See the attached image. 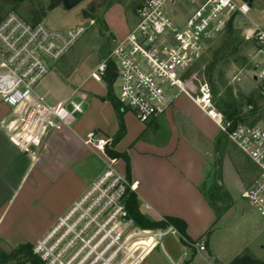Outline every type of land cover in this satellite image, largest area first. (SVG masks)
Instances as JSON below:
<instances>
[{
  "label": "built area",
  "instance_id": "1",
  "mask_svg": "<svg viewBox=\"0 0 264 264\" xmlns=\"http://www.w3.org/2000/svg\"><path fill=\"white\" fill-rule=\"evenodd\" d=\"M251 9L242 0H137L134 24L124 36L108 40L109 53L86 80L104 83L111 70L121 108L139 121L149 122L164 114L179 93L190 95L189 70L215 36L235 17L248 18ZM250 22L249 37L255 41V57H259L253 80L261 103L250 102L247 107L253 114L234 125L232 119L217 112L208 86L194 99L218 119L226 136L259 167L255 183L241 195L264 218V20ZM93 24L95 20L90 19L89 24L55 28L41 19L28 21L15 11L0 17V102L10 108L0 125L22 151L30 153L49 133L71 126L83 112L86 96L78 87L57 103L47 102L38 88ZM84 143L107 155L110 139L90 131ZM115 159L109 160L69 207L68 215L77 213L75 221L68 223L67 217H60L57 225L33 244L41 264H134L149 252L144 255V247L135 249L139 238L153 236L154 248L158 238L177 232L172 225L149 230L135 222L126 196L128 188L136 190V183L116 169ZM195 246L205 249L203 242Z\"/></svg>",
  "mask_w": 264,
  "mask_h": 264
},
{
  "label": "crops",
  "instance_id": "2",
  "mask_svg": "<svg viewBox=\"0 0 264 264\" xmlns=\"http://www.w3.org/2000/svg\"><path fill=\"white\" fill-rule=\"evenodd\" d=\"M127 29L115 36H124ZM92 69L53 96L50 86L59 82L57 70L42 81L38 91L49 103L61 101L73 89L71 84H77L86 96L85 108L71 126L52 131L30 153L18 148L0 125V246L34 244L104 171L111 158L84 143L87 133L96 131L110 139L112 149L128 156L139 210L153 219L182 218L192 240L185 244L179 233H169L152 248L155 240L141 237L142 246L135 248L144 247V255L149 252L134 264H230L244 251L264 261L257 249L256 255L250 250L251 241L233 239L235 220L246 216V207L237 204L239 193L259 175L242 168L218 119L195 96L179 93L164 114L146 123L121 108L126 131L112 145L119 115L106 98V88L98 92L87 87ZM9 113L0 102V123ZM114 166L126 174L124 158H116ZM256 214V248L264 249V218ZM223 219L229 220L224 231L229 236L216 240ZM199 242L204 250L195 246Z\"/></svg>",
  "mask_w": 264,
  "mask_h": 264
},
{
  "label": "rangeland",
  "instance_id": "3",
  "mask_svg": "<svg viewBox=\"0 0 264 264\" xmlns=\"http://www.w3.org/2000/svg\"><path fill=\"white\" fill-rule=\"evenodd\" d=\"M136 1L84 0L73 9L67 10L63 7L62 0H0V17L10 11H15L28 21L35 22L41 19L47 25L55 28H64L79 23L89 24L90 19L95 20V24L86 29L66 56L56 65L57 81L59 82H56L52 88L50 86L53 96L59 92H65L70 83L79 79L90 68H94L109 53L111 44L107 43V40L115 37V33L117 35L123 34L126 27L134 24L135 18L132 13ZM250 20L257 23L264 20L263 0L255 1L254 8L249 12L248 18L235 17L225 30L215 36L203 57L194 64L187 74L190 94L198 96L202 88L208 86L214 107L218 113L224 116L231 111H236L241 117L250 113L253 114L247 107L250 103V97L255 98L254 103L256 105L261 103L257 99L256 83L253 80V69L255 64L259 62V57H255L256 43L252 37H249L253 25ZM87 82L88 88L98 92H102L106 88L107 96L110 83L106 81L99 83L93 80ZM71 86L73 89L77 88L75 83ZM111 86L115 93L114 80ZM90 94L97 95L93 92ZM230 145L236 149L242 168L252 176L259 175V167L239 148H236L232 142ZM93 157L96 159V156ZM241 194L239 193L237 204L239 209L246 207V216L241 218L239 215L235 223H232L237 230L233 239L238 241L241 238L242 241H251L249 242L250 250L256 255L257 249L259 254L264 255V249L256 248L258 245L256 242V222L259 220V216ZM228 221L223 219L220 222L219 230L215 236L216 240H223V236L228 238L229 234L224 232ZM238 235L239 238L236 237ZM137 242L139 243V241ZM14 249L15 247L3 248L0 246V264H3L1 263L2 253L8 255L13 253ZM245 254L247 253L244 251ZM9 263L34 264L32 260L22 254L10 257Z\"/></svg>",
  "mask_w": 264,
  "mask_h": 264
},
{
  "label": "trees",
  "instance_id": "4",
  "mask_svg": "<svg viewBox=\"0 0 264 264\" xmlns=\"http://www.w3.org/2000/svg\"><path fill=\"white\" fill-rule=\"evenodd\" d=\"M105 80L106 82L110 83L109 91L107 93L106 98L110 100L112 104L114 105L115 109L118 112L119 121H120L119 130L112 140V145H114L115 142H117L120 138L123 137L126 131V127H125L124 120H123V112L121 111V106L118 103L115 93L113 91V88L111 86V83L114 80V74L111 72V70H110V73L105 77ZM254 99H255L254 97H250L249 102L254 103ZM225 117L228 119H232L234 125H236L239 121L243 120V117L237 114L236 111H231L229 113H226ZM106 154L111 158H118V157L124 158V160L126 161L125 176L127 180L131 182L128 156L125 153L115 151L110 146L106 148ZM126 206L128 208L130 215L134 218L135 222L141 228L152 230V229L165 228L169 225H172L176 229L177 233H179L180 239L182 240V242H184L185 244H187L188 242H192V240L189 238L186 232L187 223L185 222V220H183L182 218H179L176 216H170V215L164 216L160 219H152L151 217L143 214L139 210V201H138L136 192L133 190H130L129 188H128L127 196H126ZM16 254H20V255L22 254L24 256H27L28 259L32 260L34 264H41L38 257L33 253V244L31 243H25V244L18 245L17 247H15L14 252L8 255L3 252L2 253L3 259H1V263L11 264L9 263L10 257ZM230 264H264V261L255 259L252 256L245 254V255H242L234 259V261H232Z\"/></svg>",
  "mask_w": 264,
  "mask_h": 264
},
{
  "label": "water",
  "instance_id": "5",
  "mask_svg": "<svg viewBox=\"0 0 264 264\" xmlns=\"http://www.w3.org/2000/svg\"><path fill=\"white\" fill-rule=\"evenodd\" d=\"M83 1L84 0H62V5L65 9L70 10V9H73L74 7L78 6ZM242 1L247 3L250 6V8H254V4H255L256 0H242Z\"/></svg>",
  "mask_w": 264,
  "mask_h": 264
},
{
  "label": "flooded vegetation",
  "instance_id": "6",
  "mask_svg": "<svg viewBox=\"0 0 264 264\" xmlns=\"http://www.w3.org/2000/svg\"><path fill=\"white\" fill-rule=\"evenodd\" d=\"M70 208H68L61 216L57 217L56 221L53 223V225L51 226V228L44 234L46 235L49 231H51L58 223L60 217H67V222L70 223V222H73L75 221V219L77 218V213L76 214H72V215H68V211H69ZM43 235V236H44ZM57 236H55L56 238ZM34 252V251H33ZM35 254V253H34ZM36 255V254H35Z\"/></svg>",
  "mask_w": 264,
  "mask_h": 264
},
{
  "label": "bare ground",
  "instance_id": "7",
  "mask_svg": "<svg viewBox=\"0 0 264 264\" xmlns=\"http://www.w3.org/2000/svg\"><path fill=\"white\" fill-rule=\"evenodd\" d=\"M148 236L151 237L152 240H155L153 236H151V235H148ZM139 244L140 243L137 242V243H135V246H138Z\"/></svg>",
  "mask_w": 264,
  "mask_h": 264
}]
</instances>
